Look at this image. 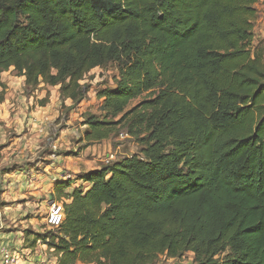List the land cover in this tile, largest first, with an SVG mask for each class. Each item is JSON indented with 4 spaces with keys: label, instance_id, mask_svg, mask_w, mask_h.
<instances>
[{
    "label": "trees",
    "instance_id": "16d2710c",
    "mask_svg": "<svg viewBox=\"0 0 264 264\" xmlns=\"http://www.w3.org/2000/svg\"><path fill=\"white\" fill-rule=\"evenodd\" d=\"M258 1L0 0V77L13 68L27 85H60L73 101L86 74L121 60L116 88L97 94L107 116L147 96L121 120L132 116L149 143L141 156L79 177L89 187H76L64 204L50 244L56 264L185 255L192 264H264ZM86 124L92 143L118 126Z\"/></svg>",
    "mask_w": 264,
    "mask_h": 264
},
{
    "label": "rangeland",
    "instance_id": "374dc122",
    "mask_svg": "<svg viewBox=\"0 0 264 264\" xmlns=\"http://www.w3.org/2000/svg\"><path fill=\"white\" fill-rule=\"evenodd\" d=\"M255 8L257 10V16L253 22L252 47L263 52L264 60V0H259ZM124 64L125 61L117 60L108 62L101 68L91 70L79 83L82 94L73 101L60 95V85L52 87L42 83L41 80L37 84L27 85L25 77L21 76L13 68L2 73L0 77V160L2 159L1 153L3 151L4 141L11 143L15 139L23 136H26V140H31L32 138V135L29 134V129L26 127V124L29 123V115L26 117L24 115L25 123L23 124V128L20 126L21 129H18V131L20 130L19 132H15L11 125L15 120L13 115L21 111L25 113L31 110L40 111L41 107L49 111H57L58 116L55 119L57 122L63 117L71 120L72 124H70V127L74 128L75 131L72 134L66 133L65 135L68 136H66V139L70 145L75 144L78 148L74 155L80 154L85 159L84 168L86 173L89 169L97 166H110L124 158H129L134 155L141 156V150L149 143V134H143L141 128L136 125L132 116L124 118L123 120H121V117L124 113L132 110L145 100L147 97L146 94L131 101L124 113L114 119L107 116L103 110V101L97 98V94L100 91L116 88L118 71L122 69ZM3 117H7L8 123L4 122ZM90 118L99 120L108 119V121L112 122L117 121L118 126L116 127L115 133L107 140L101 142L92 143L86 141L85 135L89 132L86 122ZM17 120H19V117ZM20 120H23V118L20 117ZM32 141H35L34 138H32ZM72 158H77V156L74 157L72 155ZM106 161H109V163L107 164ZM76 179L80 181V178ZM30 198L36 200L33 196ZM37 199L39 202L36 204L39 206L31 214L32 220L36 224V229L33 230L31 228L25 231V239L27 240L28 247L31 249L32 247H39L40 249L42 247L43 250L41 251L48 259L43 264H52L57 262L60 257L50 245L52 239H55V242L57 241L56 237H58V232L57 230H49L45 224V219L47 218L52 203H61L63 201L61 197L52 196L53 201L48 205L44 201H47L49 198ZM65 199L69 201V196H66ZM41 201L43 203H40ZM64 204H67V202ZM225 254L220 256L218 260H222ZM20 255L25 260L26 255L23 253ZM76 264L82 263L77 262ZM156 264H192V256L185 255L180 260L161 257Z\"/></svg>",
    "mask_w": 264,
    "mask_h": 264
},
{
    "label": "crops",
    "instance_id": "0c3cea01",
    "mask_svg": "<svg viewBox=\"0 0 264 264\" xmlns=\"http://www.w3.org/2000/svg\"><path fill=\"white\" fill-rule=\"evenodd\" d=\"M27 112L14 114L15 120L11 125L15 132H19L25 117L29 115L26 127L35 141L32 138L26 140V136H23L11 143L3 142L0 160V244L26 255L25 264H43L48 259L42 253V247L31 249L25 239V231L36 229L31 214L39 206L36 204L39 202L37 198H49L44 201L48 205L53 201L52 196L61 197L63 202L69 203L66 196H70L76 187L87 189L89 185L76 179L86 174L85 159L80 154L74 155L78 148L75 144L70 145L66 139V133L75 131L70 127L71 120L63 117L57 122L58 112L44 107L40 111ZM3 120L8 123L7 117H3ZM72 155L77 158H72ZM99 168L97 166L87 172ZM65 182L69 183V188L55 189ZM32 196L36 200L31 199Z\"/></svg>",
    "mask_w": 264,
    "mask_h": 264
},
{
    "label": "built area",
    "instance_id": "2783aa9c",
    "mask_svg": "<svg viewBox=\"0 0 264 264\" xmlns=\"http://www.w3.org/2000/svg\"><path fill=\"white\" fill-rule=\"evenodd\" d=\"M52 149H54V146H52ZM106 163L108 164L109 161H106ZM64 203H52L47 218L45 219V224L49 228V230H55L62 224L64 220ZM20 254V252H17L16 250H11L0 244V264L25 263V260Z\"/></svg>",
    "mask_w": 264,
    "mask_h": 264
}]
</instances>
